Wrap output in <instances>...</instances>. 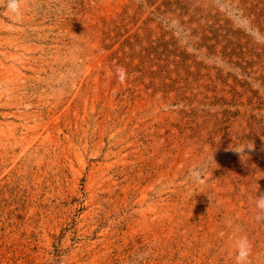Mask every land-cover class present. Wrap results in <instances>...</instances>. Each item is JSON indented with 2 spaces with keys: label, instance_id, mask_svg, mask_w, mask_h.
I'll use <instances>...</instances> for the list:
<instances>
[{
  "label": "rangeland",
  "instance_id": "obj_1",
  "mask_svg": "<svg viewBox=\"0 0 264 264\" xmlns=\"http://www.w3.org/2000/svg\"><path fill=\"white\" fill-rule=\"evenodd\" d=\"M20 9L0 0V264H235L239 236L264 264V0Z\"/></svg>",
  "mask_w": 264,
  "mask_h": 264
},
{
  "label": "clouds",
  "instance_id": "obj_2",
  "mask_svg": "<svg viewBox=\"0 0 264 264\" xmlns=\"http://www.w3.org/2000/svg\"><path fill=\"white\" fill-rule=\"evenodd\" d=\"M23 3V0H8V9L19 18L22 13L20 5ZM117 78L119 83H126L129 78V73L127 70L120 66L116 70ZM247 148L252 149L251 145ZM244 148L236 150L238 153H243ZM256 208L259 210L255 216L257 222H264V193L257 195L255 200ZM253 245L247 236H239L234 243V257L235 264H250V257L252 255Z\"/></svg>",
  "mask_w": 264,
  "mask_h": 264
}]
</instances>
